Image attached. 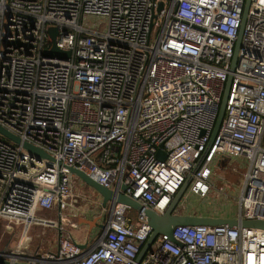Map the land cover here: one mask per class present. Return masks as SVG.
Here are the masks:
<instances>
[{
  "label": "built area",
  "instance_id": "built-area-1",
  "mask_svg": "<svg viewBox=\"0 0 264 264\" xmlns=\"http://www.w3.org/2000/svg\"><path fill=\"white\" fill-rule=\"evenodd\" d=\"M244 2L0 0V126L51 158L0 136V217L37 223L35 208L54 204L61 220L69 168L105 188L123 184L142 209L162 214L204 152L175 211L190 196L232 197V216L221 217L238 222L176 225L136 261L151 228L142 210L133 222L115 203L88 250L70 236L76 221H59L53 250L25 258L15 247L0 252V264H264V229L239 224L264 220V0H248L230 69ZM92 16L103 28L83 26ZM52 46L68 57L50 55ZM215 168L240 184L213 191Z\"/></svg>",
  "mask_w": 264,
  "mask_h": 264
},
{
  "label": "rangeland",
  "instance_id": "rangeland-1",
  "mask_svg": "<svg viewBox=\"0 0 264 264\" xmlns=\"http://www.w3.org/2000/svg\"><path fill=\"white\" fill-rule=\"evenodd\" d=\"M82 24L83 26L93 27L95 29L103 28V20L94 16L86 17L82 20ZM230 164L235 170H243V163L239 162V160L232 159ZM234 169L232 171H234ZM213 171L214 173L209 177V182L213 186V191L220 190L221 192L226 193L231 188L228 183L234 186L240 184V177L237 176V174L229 173L219 168H215ZM69 184L71 186V197L66 203H70V206L72 207L73 205L77 210L79 209V217L91 220L92 215L100 216V218L97 219V222L101 223V215L105 217L107 206H102L101 201L99 202V195L75 175L69 177ZM221 200L224 201V203L214 198L209 199L205 197L203 199H196L193 196H190L188 199L186 198L182 200L177 206V211L180 212V214L201 213L209 214L211 216L214 215L215 217H219V215L227 217L232 216V197H230V200L225 198ZM80 208L83 210L82 213ZM87 210H92L93 213H85ZM64 212L65 211L62 213L65 215ZM44 214L48 215L46 212ZM127 216L135 222L136 210L130 208L127 211ZM92 228L93 230L95 229L96 232L93 239L95 240L101 232V229L93 226ZM54 231L53 227L33 225V223H29L28 226H26L24 221L0 217V252H7L17 244H20L22 248L25 247L26 249L27 243L31 252L44 249L53 250L55 248L53 238V236L55 237ZM90 235H92V233H90ZM20 260L21 259L18 261Z\"/></svg>",
  "mask_w": 264,
  "mask_h": 264
},
{
  "label": "water",
  "instance_id": "water-1",
  "mask_svg": "<svg viewBox=\"0 0 264 264\" xmlns=\"http://www.w3.org/2000/svg\"><path fill=\"white\" fill-rule=\"evenodd\" d=\"M248 5V0H245L244 2V8L242 11V20L241 24L238 29L237 33V38L235 41L234 45V51L233 55L230 60V69L233 68L234 62H235V55H236V50H237V45L239 43V38L241 34V29H242V23L244 20L246 8ZM160 8V4L158 5V9ZM49 35L54 37L56 30L54 28H50L47 30ZM49 54L52 56L56 57H68L69 51H61L54 46L51 47L49 50ZM229 81L230 78L228 77L227 80L224 83L223 91L220 96V101L218 105V111L217 115L213 124V128L211 131V136L212 138L220 124L222 115H223V110H224V103H225V97H226V92L229 86ZM0 136L3 138L11 141L12 143L18 144L20 143L21 146L31 155H34L35 157H43L45 159L51 160V158L42 150L39 148L34 147L33 145L22 141L20 142L19 138L4 128L0 126ZM164 153L158 149L156 152V157L160 160L164 158ZM204 156V152L197 158L195 163L193 164L190 173L187 175L186 179L184 182L181 184L179 189L176 191V193L173 195L172 200L170 201L169 205L167 208L164 210L162 214H156L154 211L144 208L142 209V206L138 204L136 201L132 200L128 196H126L123 191H125L126 186L121 184L119 186V191H116L115 189H109L101 186L100 184L96 183L94 180H92L90 177H88L86 174L83 172L76 170L75 168H69L70 173L74 174L78 178H80L86 185L90 186L101 198V204L102 206H105L106 202H109L110 205H114L115 203H119L125 206H128L129 208H133L135 210H142L144 215L146 216L147 223L149 224L151 231L141 246L140 250L138 251L135 260L138 261L143 253L145 252L146 248L150 245V243L153 241V239L158 235V234H167L170 236L171 234V229L176 226V225H217V224H225L229 227H235L238 222L236 219L232 218H222V217H210V216H198V215H189V214H177L175 211V206L178 203V201L181 198V195L185 189L186 184L188 183L189 179L191 178L192 173L195 171L199 163L201 162L202 158ZM98 217H93L91 220L85 219L78 217L77 222L78 223H83L86 224L89 228L90 227H99L102 228L104 225L100 222H97ZM239 224L241 226L245 227H251V228H258V229H264V220H243L240 221ZM79 248H83V244H77ZM23 260V259H21ZM25 262L23 261H17L15 264H31L28 259Z\"/></svg>",
  "mask_w": 264,
  "mask_h": 264
},
{
  "label": "crops",
  "instance_id": "crops-1",
  "mask_svg": "<svg viewBox=\"0 0 264 264\" xmlns=\"http://www.w3.org/2000/svg\"><path fill=\"white\" fill-rule=\"evenodd\" d=\"M99 202L101 201V198L99 196L98 198ZM107 206V209L111 206L109 202H106L105 204ZM81 210V213L83 212L82 208H80ZM65 212V215L62 213L63 215V220H58V216H57V213H56V207L55 205H50L48 208H41V207H36L34 212H33V218H35L36 220H38V224H33V225H43V226H46L44 223H42V221H49L51 223H53L54 225L51 226L54 228V226L56 224L60 222H63V221H76V225L74 228H70L68 231L70 233V236L72 237V239H74V241L78 244H83L84 247L81 249L82 251H86L88 250L91 245H92V242H93V239H94V236L96 234L95 232V229L93 230L92 227H88L86 224H83V223H78L77 222V218L80 216L79 215V209L77 210L76 207H72L71 206H68V208H65L64 210ZM39 212V214H38ZM48 213V215H45L44 213ZM87 212H92V210H87L85 213ZM189 215H198V216H203V214H199V213H195V214H192V213H189ZM86 216V215H85ZM92 218L93 217H99V216H95V215H92L91 216ZM18 220V219H17ZM19 221H22V220H19ZM54 234H55V237L53 236L54 238V242H55V245H56V235H57V232H56V229L54 228ZM93 231V232H92ZM90 233H92V235H90ZM15 247H17V245L13 246L10 250H13ZM55 247V246H54ZM26 251H24L22 254L25 256H30L33 252L30 251V248L28 247V243H27V246H26ZM47 250V249H46ZM24 258V259H25ZM20 260V261H23L25 262L26 260Z\"/></svg>",
  "mask_w": 264,
  "mask_h": 264
},
{
  "label": "bare ground",
  "instance_id": "bare-ground-1",
  "mask_svg": "<svg viewBox=\"0 0 264 264\" xmlns=\"http://www.w3.org/2000/svg\"><path fill=\"white\" fill-rule=\"evenodd\" d=\"M31 216H32V215H31ZM28 221H29V219H26V223L24 222L26 226H28V224H29ZM27 223H28V224H27ZM31 223H32V222H31ZM33 224H38V222H37V223H33ZM46 226H48V225H46ZM48 227H51V226H48ZM18 245H19V244H17V246H18ZM24 251H26V250H25V247L22 248V247L20 246V247H16V248H15L14 253L17 254V253H21V252H24Z\"/></svg>",
  "mask_w": 264,
  "mask_h": 264
},
{
  "label": "trees",
  "instance_id": "trees-1",
  "mask_svg": "<svg viewBox=\"0 0 264 264\" xmlns=\"http://www.w3.org/2000/svg\"><path fill=\"white\" fill-rule=\"evenodd\" d=\"M262 144L264 145V134H263V138H262ZM214 216V215H213ZM221 217V215H219ZM215 217V216H214Z\"/></svg>",
  "mask_w": 264,
  "mask_h": 264
},
{
  "label": "flooded vegetation",
  "instance_id": "flooded-vegetation-1",
  "mask_svg": "<svg viewBox=\"0 0 264 264\" xmlns=\"http://www.w3.org/2000/svg\"><path fill=\"white\" fill-rule=\"evenodd\" d=\"M199 214H201V213H199ZM203 216H211V215H209V214H203ZM214 217V216H213Z\"/></svg>",
  "mask_w": 264,
  "mask_h": 264
}]
</instances>
